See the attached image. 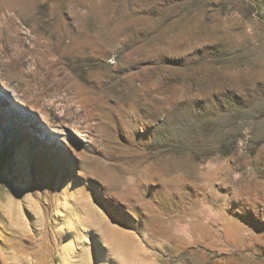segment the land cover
I'll return each instance as SVG.
<instances>
[{
    "label": "rangeland",
    "instance_id": "rangeland-1",
    "mask_svg": "<svg viewBox=\"0 0 264 264\" xmlns=\"http://www.w3.org/2000/svg\"><path fill=\"white\" fill-rule=\"evenodd\" d=\"M0 264H264V0H0Z\"/></svg>",
    "mask_w": 264,
    "mask_h": 264
}]
</instances>
